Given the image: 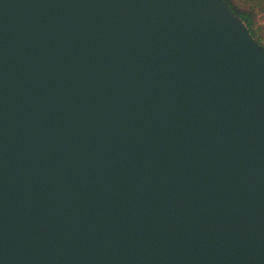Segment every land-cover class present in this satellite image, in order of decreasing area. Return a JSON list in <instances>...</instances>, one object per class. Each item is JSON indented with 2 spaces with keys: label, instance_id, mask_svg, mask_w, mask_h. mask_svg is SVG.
<instances>
[{
  "label": "water",
  "instance_id": "water-1",
  "mask_svg": "<svg viewBox=\"0 0 264 264\" xmlns=\"http://www.w3.org/2000/svg\"><path fill=\"white\" fill-rule=\"evenodd\" d=\"M0 264H264V46L221 0H0Z\"/></svg>",
  "mask_w": 264,
  "mask_h": 264
},
{
  "label": "trees",
  "instance_id": "trees-1",
  "mask_svg": "<svg viewBox=\"0 0 264 264\" xmlns=\"http://www.w3.org/2000/svg\"><path fill=\"white\" fill-rule=\"evenodd\" d=\"M227 9L232 13L233 16L237 17L242 21V23L245 25L246 29L248 30L251 37L260 45L264 46V43L261 42L260 34H258V28L259 26H256V23L254 21V11L253 6H250L247 9L238 10L235 8L231 2V0H221Z\"/></svg>",
  "mask_w": 264,
  "mask_h": 264
},
{
  "label": "rangeland",
  "instance_id": "rangeland-1",
  "mask_svg": "<svg viewBox=\"0 0 264 264\" xmlns=\"http://www.w3.org/2000/svg\"><path fill=\"white\" fill-rule=\"evenodd\" d=\"M233 6L238 10L253 6L254 21L260 34L261 42L264 43V0H231Z\"/></svg>",
  "mask_w": 264,
  "mask_h": 264
}]
</instances>
